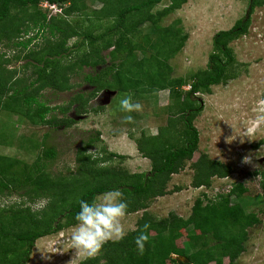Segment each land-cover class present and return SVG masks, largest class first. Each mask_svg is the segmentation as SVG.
Segmentation results:
<instances>
[{
  "label": "trees",
  "instance_id": "trees-1",
  "mask_svg": "<svg viewBox=\"0 0 264 264\" xmlns=\"http://www.w3.org/2000/svg\"><path fill=\"white\" fill-rule=\"evenodd\" d=\"M44 1L57 3L62 12L49 16L40 6ZM92 1L0 0V44L20 47L21 54L14 58L25 59V70L32 68L29 75L24 71L19 75L20 70L9 68L12 59L0 52V113L17 114L36 126L70 127L76 120L58 118L55 111L65 115L75 106L76 115L89 113V101L102 90L131 94L133 102L135 96L168 90L172 101L167 105L168 123L157 135L143 130L136 139L141 156L151 162L148 171L133 172L113 164L116 158L125 161L129 157L105 146L94 151L103 141L100 131L82 140L76 154L78 166L67 173L55 174L49 169L58 153L46 147L45 140L35 147L41 152L32 163L0 154V199L14 193L30 203L50 198L39 213L25 203H0V264H29L38 239L75 225L79 200L91 202L115 188L128 202L127 214L142 215L124 240L108 242L98 255L79 264H178L174 255L186 257V264H236L246 251L249 229L262 222L241 201L249 190L243 183H234L229 191L213 198L205 193L197 197L188 217L170 212L159 218L149 208L156 198L171 194L173 176L198 151L200 132L194 121L204 108L199 94H210L213 86L238 76L230 44L248 33L253 14L264 6V0H248L245 16L215 34L207 66L188 76H175L171 60L183 50L189 34L180 19L163 24L188 0H170L157 11L154 8L165 0H98L102 7L89 10ZM73 38L76 41L71 44ZM86 68L92 71L85 72ZM73 77H81L93 90L87 95L75 94L65 106H51L44 91L72 90ZM191 166L195 188L211 187L215 177L232 174L230 165L204 153ZM254 175L262 176L264 189V170ZM177 188L173 190L181 189ZM233 197L239 201H232ZM146 223L150 235L141 253L134 241ZM185 236L180 247L178 241Z\"/></svg>",
  "mask_w": 264,
  "mask_h": 264
},
{
  "label": "rangeland",
  "instance_id": "rangeland-1",
  "mask_svg": "<svg viewBox=\"0 0 264 264\" xmlns=\"http://www.w3.org/2000/svg\"><path fill=\"white\" fill-rule=\"evenodd\" d=\"M169 3L170 0H165L154 10L162 9ZM248 3V0H188L179 10L167 16L163 21L164 25L180 19L184 31L189 34L183 50L171 60L174 75L188 76L200 68H205L213 50L215 34L230 29L238 19L245 16ZM102 5L98 0L89 2V10L99 9ZM55 13L53 10L49 16ZM88 23L87 21L86 24ZM75 41L76 38H73L70 43ZM37 42L41 44L43 40ZM230 45L236 56L238 76L225 84L213 86L210 94H199L204 108L194 121L200 132V144L193 160H197L202 153L207 154L211 159L230 165L232 174L227 178L215 177L211 187L195 188L191 185L194 176L191 160L183 171L173 176L169 183L171 194L156 198L149 211L159 218L170 212L188 217L197 197L205 193L213 198L229 191L234 183H243L249 190L241 201L248 211L257 212L262 222L249 229L246 251L236 264H264V189L261 186L262 176L254 175L257 171L264 170V122H256L257 112L254 110L257 101L264 99V6L256 8L248 33ZM0 52L12 59L10 69L20 70L19 75L23 71L28 75L31 73L32 68L25 70L23 67L25 59H15L13 56L21 54L20 47L0 44ZM90 71L91 68L85 70ZM81 77L71 78V83L75 84L72 90L56 92L49 88L44 91V98L51 106L61 107L67 105L77 93L84 92L87 95L94 87L84 82ZM110 90H102L89 101V113L76 115L75 106L65 115L57 109L54 114L58 118L72 116L76 120L70 127L49 124L36 126L17 114L1 112L0 154L32 163L41 152V148L35 147L45 140V146L56 149L58 153L49 169L55 174L67 173L70 168L75 171L78 166L76 154L82 140L100 131L103 141L99 142L94 151L105 146L108 151L129 157L125 161L116 158L113 164L123 165L133 172L150 170L151 162L141 156L136 139L143 130L150 135H153L151 133L154 130L157 135L159 129L166 126L170 116L167 105L172 102L169 91L135 96L134 100L141 103L143 108L142 111L135 112L136 116L134 112L130 113L133 121L129 123L124 120L129 113L118 110L119 100L127 93L112 94ZM93 108L103 109L94 112ZM177 187L181 189L173 190L178 189ZM232 201L239 200L233 197ZM0 203L6 206L23 203L33 206L36 202L30 203L27 197L14 193L4 195ZM141 215L142 212H138L126 214L122 218L126 232L135 228ZM72 230L73 226L38 239L29 264H79L85 260L76 254L75 249H71L69 237ZM186 239L187 236L180 239L178 245L182 247ZM173 257L178 262L177 257L180 256ZM183 259L186 264L188 261Z\"/></svg>",
  "mask_w": 264,
  "mask_h": 264
},
{
  "label": "clouds",
  "instance_id": "clouds-1",
  "mask_svg": "<svg viewBox=\"0 0 264 264\" xmlns=\"http://www.w3.org/2000/svg\"><path fill=\"white\" fill-rule=\"evenodd\" d=\"M44 1L40 6L47 12L56 11L55 14L61 13L62 8L57 3H49L56 5L57 8L44 7ZM142 104L133 102L131 94H125L118 102V110L123 113H129L124 117L126 122L131 123L133 116L130 113L142 111ZM256 122H264V99L257 101ZM153 135L156 132L153 130ZM96 157H93L95 159ZM50 203V198H41L32 206L34 213H39ZM79 211L75 215V225L69 237L71 249L76 250V254L83 258H92L100 253L102 248L108 242H120L125 239L127 232L125 231L122 218L127 214L128 202L123 193L118 188L108 190L100 195L98 199L91 202L87 200H79ZM39 218V217H37ZM149 224H144L140 234L135 238L137 250L141 253L144 251L145 244L149 240Z\"/></svg>",
  "mask_w": 264,
  "mask_h": 264
},
{
  "label": "water",
  "instance_id": "water-1",
  "mask_svg": "<svg viewBox=\"0 0 264 264\" xmlns=\"http://www.w3.org/2000/svg\"><path fill=\"white\" fill-rule=\"evenodd\" d=\"M111 91V93L112 94H115V93H117V91H115V90H110ZM178 258V264H184V262H183V258H186V257H183V256H180V257H177ZM186 261H188V259L186 258Z\"/></svg>",
  "mask_w": 264,
  "mask_h": 264
},
{
  "label": "built area",
  "instance_id": "built-area-1",
  "mask_svg": "<svg viewBox=\"0 0 264 264\" xmlns=\"http://www.w3.org/2000/svg\"><path fill=\"white\" fill-rule=\"evenodd\" d=\"M43 6H44V7H50V8H53V9L57 8L56 5H51V4H49L48 2H45V3L43 4Z\"/></svg>",
  "mask_w": 264,
  "mask_h": 264
}]
</instances>
